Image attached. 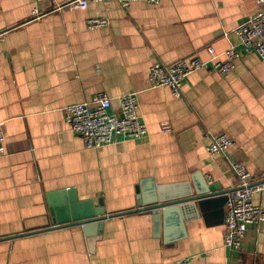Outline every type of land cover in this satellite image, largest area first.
I'll return each mask as SVG.
<instances>
[{
    "label": "crops",
    "instance_id": "obj_1",
    "mask_svg": "<svg viewBox=\"0 0 264 264\" xmlns=\"http://www.w3.org/2000/svg\"><path fill=\"white\" fill-rule=\"evenodd\" d=\"M0 0V264H152L190 258L192 264H264V223L250 225L239 250L224 244L225 192L237 185L231 161L264 180V59L235 32L262 8L257 0L90 1ZM45 13L34 19L33 11ZM91 18L108 25L88 27ZM235 44L240 56L227 75L192 73L182 95L151 88L152 63L211 59ZM221 58V56H220ZM137 92L147 134L89 148L65 120L64 108ZM168 126L171 131H163ZM235 145L210 155L212 136ZM159 218L139 210L152 193L195 194ZM100 222L65 223L68 191ZM159 194V193H158ZM264 208V190L254 195ZM81 210V209H80ZM80 213V211L78 212Z\"/></svg>",
    "mask_w": 264,
    "mask_h": 264
},
{
    "label": "built area",
    "instance_id": "obj_2",
    "mask_svg": "<svg viewBox=\"0 0 264 264\" xmlns=\"http://www.w3.org/2000/svg\"><path fill=\"white\" fill-rule=\"evenodd\" d=\"M39 2L41 0H34ZM90 1L103 0H69L57 5L53 10H61L66 6L74 8H87ZM133 0H120L124 6L130 5ZM158 2V0H149ZM262 8L255 15L247 17L236 27L239 43L247 51H253L264 59V0H257ZM34 19L45 15L38 9L33 11ZM88 27L96 29L108 25L106 19L91 18ZM6 31L0 32V42L4 39ZM208 52L212 56L204 60L196 56L184 57L171 65H164L155 61L151 65L149 82L151 88L167 87L179 97L185 80L195 71L209 69L219 74L227 75L235 67V60L240 52L235 44H231L223 53L217 54L214 47L209 46ZM221 56V58H220ZM120 106L113 108V98L107 93H99L92 101L71 103L65 110V120L70 129L84 137L86 146L101 147L111 144L118 137L138 139L147 134L146 125L139 118V103L137 92H127L117 97ZM163 131H171L164 126ZM235 145L234 138L227 132L212 136L207 145V152L214 156L227 152ZM6 153V135L3 123L0 122V155ZM231 170L237 178V185L227 193L225 204L226 232L224 244L230 250H239L246 237L250 225L259 226L264 223V208L254 203L255 193L264 190V180L253 174L245 163L231 161ZM152 264H192L190 258H180L175 261Z\"/></svg>",
    "mask_w": 264,
    "mask_h": 264
},
{
    "label": "water",
    "instance_id": "obj_3",
    "mask_svg": "<svg viewBox=\"0 0 264 264\" xmlns=\"http://www.w3.org/2000/svg\"><path fill=\"white\" fill-rule=\"evenodd\" d=\"M217 186H206L203 183L199 186H196L195 194L193 192H188L189 196L183 198H175L173 195L175 194H167L165 192H158L157 194L152 193L150 194L149 201L147 202H139V210H150L152 213H154L157 218H159V215H166V213L169 210V207L178 204L179 202H183L187 200L188 198H192L198 201L204 200L207 196L211 194L217 193L218 190H216ZM230 191V190H229ZM229 191L225 192V198L227 200V193ZM69 194L68 203L70 205H65L66 209H70L71 214L67 215L64 219L65 223H72V222H78L79 224H87L88 222H95L99 221L100 224L102 220L105 219L106 215L102 211H88V209H84L86 205L80 203L78 201V198L75 195V191L70 190L67 192ZM85 206V207H84ZM81 209V210H80ZM80 211V213H78Z\"/></svg>",
    "mask_w": 264,
    "mask_h": 264
}]
</instances>
